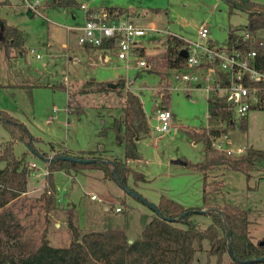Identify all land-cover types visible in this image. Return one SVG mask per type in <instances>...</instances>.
<instances>
[{
    "label": "rangeland",
    "instance_id": "1",
    "mask_svg": "<svg viewBox=\"0 0 264 264\" xmlns=\"http://www.w3.org/2000/svg\"><path fill=\"white\" fill-rule=\"evenodd\" d=\"M10 1L13 6L2 9L0 17L26 34L24 47L27 52L15 51V57H9L7 48L0 47V111L24 124L33 137L41 139L40 143L34 144L35 149L52 156L49 153L51 143L56 149L67 152L92 151L123 158V149L116 145L111 131L114 118L123 116L122 98L114 93L81 92L95 88L94 84L87 85L92 80L99 83L126 80L125 89L140 98L151 129L150 137L139 142L138 161L129 164L144 174L146 182L135 185L130 181L129 187L152 204L157 203L160 195H165L185 207L204 206L202 174L172 163L179 159L192 164L204 160V145L193 140L186 131L200 133L209 125L206 96L201 91L184 94L176 89L164 93L169 71L163 70L159 76L155 72L149 73L148 69H154V63L164 55L166 32L193 41L197 31L205 25L212 41L224 47L230 30L243 33L247 24L246 13L235 10L229 14L223 0H76L79 5L92 10H123V19L127 17L126 13L133 12L131 22L134 24L141 27L154 24L164 31L142 38V53L132 56L127 67L125 61L117 58L115 51H105L103 55L107 60L102 63L99 51L86 50L78 44V31L67 34L66 28L74 29L84 23L85 12L80 7L71 11L48 9V22H45L37 16H28L18 5L19 0ZM42 2L46 3V0ZM257 37L264 38V30L258 32ZM30 50L35 52L30 53ZM140 60L147 62L148 66L139 67ZM164 74L167 76L165 81L161 79ZM162 107L173 115L170 130L165 134L155 131L157 122L153 115ZM240 125L241 121L235 120L233 128L228 130L232 140L230 147L263 149L264 110L251 111L246 128L242 129ZM8 141L10 135L0 125V147ZM27 151L24 143L14 145L17 157ZM27 162L29 166H37L33 169L35 173L31 174L45 172L40 157L28 155ZM261 163L257 162L250 170L248 181L245 175L223 168L212 171L209 178L210 182H223L221 191L210 197V207L230 202L247 209L248 233L254 243L264 238V164ZM4 166L5 163L1 162L0 168ZM54 183L60 201L56 199L59 205L50 211L54 218L47 215L39 200L46 187L44 175L32 178L29 174L26 193L11 205L26 226L27 234L44 235L53 246H67L70 241L66 226L65 207L68 206L75 207L77 224L82 230L125 226L127 236L132 239L156 213L114 180H104L98 170H81L71 176L58 172L54 174ZM92 194L102 202L91 200ZM118 206L122 211H115ZM208 209L204 207L202 210ZM192 219L201 230L212 222L204 211L194 213ZM58 221L60 224L55 225ZM208 248V242L204 241L203 250L197 252L193 264H217L215 256L207 254ZM228 261L225 254L220 264Z\"/></svg>",
    "mask_w": 264,
    "mask_h": 264
},
{
    "label": "trees",
    "instance_id": "2",
    "mask_svg": "<svg viewBox=\"0 0 264 264\" xmlns=\"http://www.w3.org/2000/svg\"><path fill=\"white\" fill-rule=\"evenodd\" d=\"M223 1L229 14L235 10L246 13L247 24L244 30L252 38V41H242L236 35V30H230L227 45L254 51L258 67L264 68V38L257 37V33L264 30V3L261 0ZM45 4L61 9L80 6L76 0H46ZM4 5L5 2L0 0V8ZM114 10L107 8L105 11L115 17L121 15V12ZM166 42L163 57L158 63H154V69L151 67L148 69L149 73L155 72L162 76L163 70L179 68L184 62L180 55L184 46L183 41L167 36ZM24 44L25 35L0 17V47L23 53ZM112 46V42H106L97 49L108 50ZM166 77L164 74L161 79L165 81ZM91 84H94L95 88L81 94L114 93L123 99V116L115 119L111 127L116 145L123 149V159L108 160L96 156L94 152L81 151L74 157L93 159L94 162L84 164L61 161L60 157L70 155L63 150H55L52 145L49 147L51 157L47 153H39L34 144L40 143L41 139L30 135L25 125L14 120L6 112L0 111V125L10 135V141L0 147V163H5V166L0 168V264H193L197 252L203 250L204 241L209 244L207 254L215 256L217 264L223 262L225 254L229 257L227 264H264V238L255 243L250 239L247 209L230 202L215 207H210L209 204L210 197L223 188L222 181H209L212 171L223 168L225 171L245 175L248 181L251 177L250 170L257 162L264 164V149L248 148L244 155L231 158L212 148V138L228 133L234 126L231 122V113L220 102L210 103V106L212 105L210 109L215 119L214 123L225 122V128H213L209 131L203 129L200 133L186 131L193 140L204 145L205 158L202 162L192 164L183 160L187 167L202 174L204 206L185 207L165 195H160L155 204L160 214H156L148 221L131 242L128 241L125 227L82 230L77 224L74 206L65 207L66 226L70 233L67 246H53L44 235L27 234L26 226L21 223L11 205L27 191L31 171L27 162L28 155L40 157L44 161L47 173L46 187L39 200L46 213L59 205L56 201L58 191L54 183V174L58 172L72 175L81 170H98L102 172L104 180H114L120 187V184L129 187L130 181L135 185L146 182L144 174L128 164L137 159V140L151 135L140 98L125 89L126 83L123 79L115 82L87 83L89 86ZM166 85L168 82L164 83L165 87ZM246 125L245 118L241 120L240 126L245 129ZM17 142L26 144L28 148L20 157L14 153V145ZM47 159L50 160L46 161ZM129 188L134 190L132 187ZM133 197L141 201L139 197ZM204 207L209 208L206 213L212 222L201 230L192 216ZM261 257L263 259H259Z\"/></svg>",
    "mask_w": 264,
    "mask_h": 264
},
{
    "label": "built area",
    "instance_id": "3",
    "mask_svg": "<svg viewBox=\"0 0 264 264\" xmlns=\"http://www.w3.org/2000/svg\"><path fill=\"white\" fill-rule=\"evenodd\" d=\"M24 10L31 16H37L48 22L45 12V3L42 0H20ZM80 9L85 12L84 23L76 27L80 34L78 44L82 47L97 49L103 43L112 42V48L105 51H115L117 58L126 62L132 56L142 53L141 40L150 33H163L154 24L141 27L129 18L109 15L106 11L92 10L86 5ZM73 28L68 27L67 30ZM168 36L183 41L181 48L186 51L184 62L179 68L169 71L168 85L163 90L170 92L172 89L188 94L191 91H201L205 94L208 106L209 125L204 128L207 131L215 128H225L226 123L215 119L211 113L210 103L220 102L231 113V122L241 121L253 110H264V68H259L254 51H245L236 48L235 45L224 47L217 46L210 38L208 28L203 25L196 34L195 40H186L180 36L166 32ZM242 41H252V38L244 30L238 34ZM180 51V52H181ZM33 53V50H30ZM39 57L38 55L36 56ZM139 67H146L147 62L140 60ZM131 85V84H130ZM177 87V88H175ZM157 122L155 131L168 133L173 120L172 113L167 108H160L153 114ZM148 120V119H147ZM211 146L218 153H224L231 158H238L247 151L245 146L230 147L228 133L213 137ZM30 176H46V171L41 174L35 173V164L30 165ZM50 193V191H47ZM57 201H59L57 195ZM91 200L101 201L95 194L90 195ZM116 212L122 211L121 207H115Z\"/></svg>",
    "mask_w": 264,
    "mask_h": 264
},
{
    "label": "crops",
    "instance_id": "4",
    "mask_svg": "<svg viewBox=\"0 0 264 264\" xmlns=\"http://www.w3.org/2000/svg\"><path fill=\"white\" fill-rule=\"evenodd\" d=\"M4 2H5V5L4 6H2L1 8H0V11L2 10V9H4V8H7V7H11V6H13L12 5V3H11V1L10 0H3ZM18 5L21 7V8H23L22 7V5H21V3H20V0H19V3H18ZM81 6V5H80ZM79 6V7H80ZM47 8V9H46ZM56 7H49V6H47L46 4H45V12H46V15H47V10L48 9H55ZM24 9V8H23ZM59 9H61V8H59ZM63 10H69V11H71V9H63ZM27 13V12H26ZM121 13L123 14V10L121 11ZM126 14H128L127 15V17H125V18H129L131 21L133 20V18H134V13L133 12H128V13H126ZM27 15L28 16H30V17H33V16H31L29 13H27ZM121 16V15H120ZM48 17V16H47ZM84 17H85V15H84ZM9 25V24H8ZM10 26H12V25H10ZM13 27H15V26H13ZM77 27H79V26H77ZM15 28H17V27H15ZM70 28H73V27H70ZM17 29H19V28H17ZM74 29H76V27H74ZM74 29H71V30H67V28H66V31H67V34L69 35L70 33H68V32H71V31H77V30H74ZM20 30V29H19ZM24 35H25V37H26V34L22 31V30H20ZM210 38H211V34H210ZM212 40V39H211ZM63 47H66L65 45L63 46ZM82 47V46H81ZM83 48H85L86 50H89V49H92V48H87V47H83ZM1 49V48H0ZM94 50H97V51H99L100 53L99 54H102L101 55V60H102V63H104L105 64V62H106V60H107V57L105 56V55H103V53H105V50H99V49H94ZM34 51V50H33ZM27 51H26V48L24 47V52H23V54H25ZM30 52V51H29ZM35 52V51H34ZM33 52V53H34ZM14 53H15V51H13L12 49H8V55H9V57H15V55H14ZM17 53H19V52H17ZM21 53V52H20ZM31 53V52H30ZM37 56V55H36ZM99 56V55H98ZM37 58V57H36ZM39 58V57H38ZM93 81V83H99V82H96L95 80H92ZM126 81V80H125ZM89 82H91V81H89ZM101 83H103V82H101ZM25 87H27V88H29V87H31V86H25ZM94 89V88H93ZM123 100V99H122ZM120 118H122V117H120ZM120 118H114V120L115 119H120ZM248 118V115H247V117H246V119ZM113 120V121H114ZM24 125V124H23ZM26 127V126H25ZM102 132L104 133L105 132V130H102ZM31 135V134H30ZM228 139L230 140V144H232V140L229 138V136H228ZM142 139H140V140H137V146L139 145V142L141 141ZM50 145H52L51 143H50ZM53 146V145H52ZM54 147V146H53ZM122 148V147H121ZM246 148H249V147H246ZM54 149L55 150H58V149H56L55 147H54ZM264 149V148H263ZM260 150H262V149H260ZM63 151H65L68 155H70V156H74V155H76L78 152H81V151H77L76 153H74V152H67L66 150H63ZM92 152V151H91ZM95 153V152H94ZM95 155L96 156H100V157H103V158H106V159H108V160H112V159H116V158H114V157H112V156H108V154H103V153H101V152H98V153H95ZM118 159H123V158H118ZM138 159H139V155H138V147H137V159L135 160V161H133V162H137L138 161ZM180 160V159H179ZM183 161V160H182ZM131 162H129L128 164H130ZM173 164V163H172ZM175 165V164H174ZM130 166V165H129ZM181 166H186V165H181ZM69 176H71V175H69ZM151 208V207H150ZM108 208H105V210H107ZM152 209V208H151ZM153 210V209H152ZM154 211V210H153ZM154 213H155V211H154ZM156 214V213H155ZM155 214H154V216H155ZM47 215H49V216H51L52 218H54V215H52L51 214V212H48L47 213ZM153 218V217H152ZM151 218V219H152ZM150 221V220H149ZM60 224V222L58 221L55 225H59ZM146 224V223H145ZM125 227V226H124ZM125 229H126V227H125ZM126 233H127V230H126ZM128 237V236H127ZM128 239L129 240H133L132 238H130V237H128Z\"/></svg>",
    "mask_w": 264,
    "mask_h": 264
},
{
    "label": "water",
    "instance_id": "5",
    "mask_svg": "<svg viewBox=\"0 0 264 264\" xmlns=\"http://www.w3.org/2000/svg\"><path fill=\"white\" fill-rule=\"evenodd\" d=\"M180 55L185 58L186 57V51L185 50H182L180 52ZM50 159H47L46 161H49ZM59 160L61 161H68V162H72V163H84V164H89V163H92L94 162L93 159H77L75 158L74 156H64V157H60ZM173 164L175 165H186V162L185 161H182V160H175L173 161ZM117 179V178H116ZM118 180V179H117ZM121 187L126 190L128 193H131L133 196H137L140 198L141 202L145 203L146 205H148L149 207H151L155 212L156 214H160L158 208L155 206V204H152L150 202H148L145 198H143L141 195H139L137 192H135V190H132L130 189L129 187H126L122 184H120ZM198 211H204V212H207V210H198ZM168 220H173L172 218H167ZM129 242H131V240H128ZM229 250H230V247H228ZM231 252V250H230ZM259 259H263V257L259 258Z\"/></svg>",
    "mask_w": 264,
    "mask_h": 264
}]
</instances>
